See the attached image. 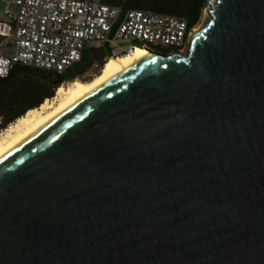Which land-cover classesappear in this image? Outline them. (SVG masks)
<instances>
[{"label":"water","instance_id":"95a60500","mask_svg":"<svg viewBox=\"0 0 264 264\" xmlns=\"http://www.w3.org/2000/svg\"><path fill=\"white\" fill-rule=\"evenodd\" d=\"M0 264H264V0H212L0 156Z\"/></svg>","mask_w":264,"mask_h":264},{"label":"built area","instance_id":"2783aa9c","mask_svg":"<svg viewBox=\"0 0 264 264\" xmlns=\"http://www.w3.org/2000/svg\"><path fill=\"white\" fill-rule=\"evenodd\" d=\"M0 0V79L15 66L61 76L86 50L103 48L104 61L133 56L152 44L186 51L192 32L184 19L123 10L125 0ZM169 53V54H170Z\"/></svg>","mask_w":264,"mask_h":264},{"label":"trees","instance_id":"16d2710c","mask_svg":"<svg viewBox=\"0 0 264 264\" xmlns=\"http://www.w3.org/2000/svg\"><path fill=\"white\" fill-rule=\"evenodd\" d=\"M113 4H118L114 0ZM123 10H143L184 19L189 27L199 23L208 0H125ZM103 48L86 50L82 59L65 74L54 76L40 70L15 66L10 75L0 79V130L38 108L52 98L60 85L79 80L87 74H98L104 64Z\"/></svg>","mask_w":264,"mask_h":264},{"label":"bare ground","instance_id":"6f19581e","mask_svg":"<svg viewBox=\"0 0 264 264\" xmlns=\"http://www.w3.org/2000/svg\"><path fill=\"white\" fill-rule=\"evenodd\" d=\"M147 53L146 49H137L133 56L107 59L98 75L88 82L73 81L69 85L59 86L56 97L44 101L38 108L27 111L15 123L0 134V156L34 132L44 123L82 99L92 88L134 64Z\"/></svg>","mask_w":264,"mask_h":264},{"label":"rangeland","instance_id":"374dc122","mask_svg":"<svg viewBox=\"0 0 264 264\" xmlns=\"http://www.w3.org/2000/svg\"><path fill=\"white\" fill-rule=\"evenodd\" d=\"M209 1H212V0H208V2ZM3 9H4V4L2 3V2H0V19L3 17L2 16V13H3ZM206 9H207V6L203 9V11H202V15H201V18H200V21L202 20V18H203V14H204V12L206 11ZM200 21H199V23H200ZM150 49L152 50V51H154V52H158V53H162V54H169L170 53V49L168 48V47H165V46H162V45H157V44H152L151 46H150ZM98 75V74H97ZM96 76V74H87V75H85V76H83L82 78H80L79 80H77V81H80L81 80V82H88V81H90L92 78H94ZM75 81V80H74ZM71 82H73V81H70V82H66V83H64V84H62L63 86H65V85H69V84H71ZM62 85H60V86H62ZM57 89H55V91H56ZM53 92V95H52V98H50V99H47V101L48 102H50L51 100H53L55 97H56V92ZM46 101V100H45ZM17 121V120H16ZM16 121H14L13 123H15ZM12 123V124H13ZM12 124H10V125H12ZM10 125H8L5 129H2V130H0V134H3L4 133V131L10 126Z\"/></svg>","mask_w":264,"mask_h":264},{"label":"flooded vegetation","instance_id":"af4514ba","mask_svg":"<svg viewBox=\"0 0 264 264\" xmlns=\"http://www.w3.org/2000/svg\"><path fill=\"white\" fill-rule=\"evenodd\" d=\"M84 76H85V75H84ZM82 77H83V76H82ZM82 77H81V78H82ZM71 81H72V80H71ZM69 82H70V81H69ZM57 88H58V87H57ZM57 88H56V89H57Z\"/></svg>","mask_w":264,"mask_h":264}]
</instances>
